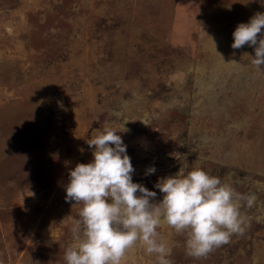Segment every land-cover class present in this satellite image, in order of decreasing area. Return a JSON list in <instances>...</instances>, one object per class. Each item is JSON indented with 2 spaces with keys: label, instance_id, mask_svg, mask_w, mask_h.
Masks as SVG:
<instances>
[{
  "label": "rangeland",
  "instance_id": "1",
  "mask_svg": "<svg viewBox=\"0 0 264 264\" xmlns=\"http://www.w3.org/2000/svg\"><path fill=\"white\" fill-rule=\"evenodd\" d=\"M256 13L264 0H0V264H66L82 207L65 200L69 172L106 128L151 202L181 168L255 196L243 235L205 257L162 221L172 264H264V71L254 47H231ZM122 264L157 256L137 243Z\"/></svg>",
  "mask_w": 264,
  "mask_h": 264
},
{
  "label": "clouds",
  "instance_id": "2",
  "mask_svg": "<svg viewBox=\"0 0 264 264\" xmlns=\"http://www.w3.org/2000/svg\"><path fill=\"white\" fill-rule=\"evenodd\" d=\"M233 37L234 50L254 47L251 63L264 71V13L239 23ZM117 131L106 128L88 139L92 161L78 163L69 172L65 200L82 207L73 227L76 242L65 250L66 264H122L137 243L147 254H156L157 264H172L170 249L158 240L162 221L188 234V255L196 258L228 244L234 234L243 235L248 225L240 201L252 207L254 195L237 193L201 168H181L158 180L155 187L163 199L151 202L157 193L133 182L135 169ZM155 171L150 166L145 174Z\"/></svg>",
  "mask_w": 264,
  "mask_h": 264
},
{
  "label": "trees",
  "instance_id": "3",
  "mask_svg": "<svg viewBox=\"0 0 264 264\" xmlns=\"http://www.w3.org/2000/svg\"><path fill=\"white\" fill-rule=\"evenodd\" d=\"M188 15H189V14H188ZM190 20H192V22H193V26H194V27H197V29L194 30V33H196V34L198 35V34H199L198 32H199V30H200V26L203 27V25H200V24H199V17H196V16H194V15H189L188 17H186V20H185V21H187V24H188V25H191ZM182 22H183V21H182ZM198 28H199V29H198Z\"/></svg>",
  "mask_w": 264,
  "mask_h": 264
},
{
  "label": "crops",
  "instance_id": "4",
  "mask_svg": "<svg viewBox=\"0 0 264 264\" xmlns=\"http://www.w3.org/2000/svg\"><path fill=\"white\" fill-rule=\"evenodd\" d=\"M191 3V2H190Z\"/></svg>",
  "mask_w": 264,
  "mask_h": 264
}]
</instances>
